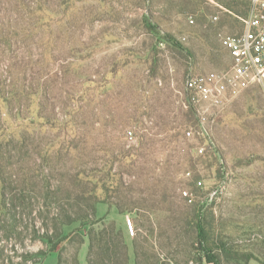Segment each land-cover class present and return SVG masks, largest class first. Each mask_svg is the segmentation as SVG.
<instances>
[{
    "label": "rangeland",
    "instance_id": "obj_1",
    "mask_svg": "<svg viewBox=\"0 0 264 264\" xmlns=\"http://www.w3.org/2000/svg\"><path fill=\"white\" fill-rule=\"evenodd\" d=\"M65 1V6L58 7V0H50V17L37 26L38 40L32 45V56L37 55L33 57L34 63L41 58L40 52L49 48L54 56L47 69L55 72L62 64L73 62L71 83L88 81L85 85L94 96L89 113L100 119L91 130L92 140L100 149L97 157H103L104 145L116 151L124 144L126 148L137 146L141 132H147L157 140L146 158L150 160L146 165L155 168L151 177L171 180L168 210L150 217L148 213H120L104 203L98 206L97 219L114 220L123 231L131 264L136 262L135 237L141 242H156L165 264H209L201 261L203 254L192 246L197 213L216 247L219 264H264V82L241 84L237 92H228L205 105L209 121L208 133L201 136L205 139V154L196 146L202 140L183 137L181 127L154 135L161 130L154 124L157 115L166 109L171 110L176 123L183 122L179 108L188 72L207 74L229 65L231 58L224 40L243 31L247 12H231L220 0ZM237 1L249 3V0ZM1 3L5 4V0ZM7 12L14 13L12 8ZM168 33L182 44L183 50L159 40ZM153 51L158 58L156 70L151 68ZM4 60L3 77L7 83L20 80L18 68H11L16 58L6 55ZM31 68H24L26 76L25 73L21 76L27 80L32 75L39 77L32 74L36 71L34 64ZM76 85L81 87L79 83ZM34 106H30L32 113ZM144 113L153 116L152 121L141 117L148 130H140L130 118ZM2 114L0 139L15 130L19 133L18 128L29 123V120H15L7 109H2ZM30 115L34 116L31 112ZM129 131H133V137ZM135 158L132 154L125 159L129 162ZM7 160L10 165L6 163V169L14 180L18 171L16 157ZM99 163L103 164V160ZM119 165L116 164L115 171H122ZM124 177L127 183L138 180L131 173H125ZM16 185L12 182L7 199L16 191ZM218 187L219 191L214 193ZM41 191L38 187L26 190L30 202L6 214L0 200L4 225L0 233V264H35L36 259H39L37 264L57 263V252L47 258L28 255L49 249L40 236L45 232L44 224L54 225L56 209L47 210L44 203L50 200L46 199L47 192ZM0 194H3L1 187ZM14 224L15 229L11 230L10 225ZM77 228H81L84 237L80 264H88L89 226L81 227L79 223L64 230L72 233L71 241L61 244L65 264H72L79 247L81 237L73 232Z\"/></svg>",
    "mask_w": 264,
    "mask_h": 264
},
{
    "label": "trees",
    "instance_id": "obj_2",
    "mask_svg": "<svg viewBox=\"0 0 264 264\" xmlns=\"http://www.w3.org/2000/svg\"><path fill=\"white\" fill-rule=\"evenodd\" d=\"M2 1L0 0V119L3 118L2 109H7L15 120H29V123L18 128L19 133L15 130L8 137L0 139L2 182L0 187L3 189L0 200L4 204L2 212L6 214L13 208H24L27 201L30 202L31 199L26 190L38 187L40 191L47 192L46 199L50 200L49 203H44L47 210L51 211L50 208L54 207L56 212H53L54 225L44 224L45 232L40 236L41 240L48 244L49 249L32 252L28 254L29 256L47 258L51 253L57 252L56 264H65L61 244L66 240L71 241L72 233L70 231L65 233L64 230L79 223L81 227L89 226L88 264H131L129 246L123 231L117 227L114 220L107 222L105 217L97 219L98 206L104 203L109 208H116L120 213L136 212L140 215L148 213L147 217L168 210L166 204H169L168 199L171 198L168 183L171 180L151 177L155 168L146 165L147 161H150L149 159L146 161V158L153 151L157 140L151 138L149 133L141 132L137 146L126 148L124 144L116 151L104 145L105 148L101 149L104 151L103 157H97L96 154L100 149L92 140L91 130L100 122V119L96 118L92 112L89 113L93 108L94 96L90 92L92 89L85 85L88 81L83 79L77 82L81 84L80 88L77 87V83L74 85L71 83L70 77L74 75L72 71L75 65L73 62L62 64L55 72L47 69L53 61L52 49H43L39 54L41 58L34 63L33 57L37 55L32 56V45L38 40L39 24L43 25L44 19L50 17V0L49 2L47 0H5V4H2ZM220 1H223L231 12H247L246 16L249 14L252 3L251 0L249 3L237 0ZM65 2V0H58L56 5L65 6ZM10 8L14 12L13 15L7 12ZM159 40H164L176 50L184 49L182 44L169 33ZM6 55L16 58V63L11 68H18L20 80L7 83L6 78L3 77ZM156 55V51H153L151 68L154 70L157 68ZM33 64L36 71L32 74L40 76L32 75L30 80H27V77L21 75L25 73L24 76H26L24 68H31ZM187 101L185 88L181 108H179L183 122L176 123L171 110L166 109V112L157 115L158 118L154 124L161 130L154 135H161L168 130L181 127L183 137L189 138L187 131L198 129L197 114L192 107L185 106ZM33 105L36 111L33 109L32 113L30 106ZM150 108L152 109L153 105ZM30 112L34 115L33 117ZM144 116L152 121L151 113L130 117L140 130H148L146 122L141 118ZM179 133L180 131L176 135ZM194 136L202 140V143L196 145L198 150L203 146L205 139L198 134ZM16 150H18L17 153ZM132 154L136 158L127 162L125 158ZM13 157H16L18 165L14 180L6 169V163L9 162L7 159L12 161ZM101 159L103 164L99 163ZM70 162H72L71 167L68 166ZM117 163L120 164L122 171H115ZM125 173L136 176L137 182L127 183ZM12 182L17 183L16 191L12 192L11 198L7 199L6 195L11 191L9 188ZM2 214H0V233L4 228ZM14 220L16 222L15 218ZM99 223L101 225H96ZM131 223L136 235L137 228L133 218ZM195 225L197 232L192 246L203 254L201 261L219 264V257L215 253L216 247L211 242V237L199 213H197ZM10 226L11 230L15 229V224ZM80 229L73 230L79 234L81 241L70 262L72 264H80L79 253L84 243ZM138 238L135 237L133 240L135 264H165L159 256L156 242L148 243L147 240L141 242ZM34 262L39 263V259Z\"/></svg>",
    "mask_w": 264,
    "mask_h": 264
},
{
    "label": "built area",
    "instance_id": "obj_3",
    "mask_svg": "<svg viewBox=\"0 0 264 264\" xmlns=\"http://www.w3.org/2000/svg\"><path fill=\"white\" fill-rule=\"evenodd\" d=\"M251 1L249 14L243 19V31L224 40L231 58L229 65L218 72H189L186 76L188 101L185 106L192 107L199 120L197 130L187 131L190 138L195 134L205 136L208 133L209 121L204 111L208 102L218 100L228 92H237L241 84L264 82V0ZM213 19L217 20V16ZM190 22H194L193 18ZM129 134L133 137V131H129ZM205 149L202 146L199 152L203 153ZM218 191L219 187L214 193Z\"/></svg>",
    "mask_w": 264,
    "mask_h": 264
}]
</instances>
